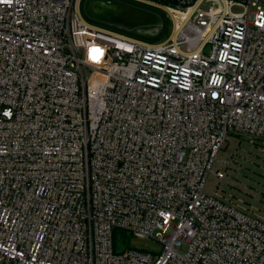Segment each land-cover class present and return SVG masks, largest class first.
Here are the masks:
<instances>
[{
	"label": "built area",
	"instance_id": "2783aa9c",
	"mask_svg": "<svg viewBox=\"0 0 264 264\" xmlns=\"http://www.w3.org/2000/svg\"><path fill=\"white\" fill-rule=\"evenodd\" d=\"M139 1L168 40L0 0V264H264V217L206 191L230 138L264 151V0Z\"/></svg>",
	"mask_w": 264,
	"mask_h": 264
},
{
	"label": "rangeland",
	"instance_id": "374dc122",
	"mask_svg": "<svg viewBox=\"0 0 264 264\" xmlns=\"http://www.w3.org/2000/svg\"><path fill=\"white\" fill-rule=\"evenodd\" d=\"M207 3H211L210 1ZM203 6L204 8L209 5ZM95 4L108 8L98 11ZM237 7L232 12L239 13ZM79 14L83 21L97 29L149 45L165 42L171 36L173 25L168 13L159 6L139 0H81ZM158 29L153 34L150 30ZM229 162L222 183L209 177L206 191L215 186L228 192L244 210L264 217V151L247 141L229 139L219 153V159ZM120 233H116L119 237ZM124 244L128 248L158 252L161 245L152 240H139L128 233ZM116 247V239H115Z\"/></svg>",
	"mask_w": 264,
	"mask_h": 264
},
{
	"label": "water",
	"instance_id": "95a60500",
	"mask_svg": "<svg viewBox=\"0 0 264 264\" xmlns=\"http://www.w3.org/2000/svg\"><path fill=\"white\" fill-rule=\"evenodd\" d=\"M94 8H96L98 11H100V10H102V9H106V8H108L107 6H104V5H102V4H95V6H94ZM157 30L156 29H154V30H150V31H148V32H146L147 34H153V33H155Z\"/></svg>",
	"mask_w": 264,
	"mask_h": 264
},
{
	"label": "trees",
	"instance_id": "16d2710c",
	"mask_svg": "<svg viewBox=\"0 0 264 264\" xmlns=\"http://www.w3.org/2000/svg\"><path fill=\"white\" fill-rule=\"evenodd\" d=\"M151 1H153V2H156V3H158V2H159V0H151Z\"/></svg>",
	"mask_w": 264,
	"mask_h": 264
}]
</instances>
